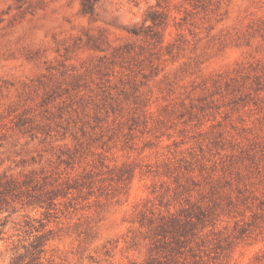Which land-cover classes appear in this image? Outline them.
<instances>
[{"label":"rangeland","instance_id":"374dc122","mask_svg":"<svg viewBox=\"0 0 264 264\" xmlns=\"http://www.w3.org/2000/svg\"><path fill=\"white\" fill-rule=\"evenodd\" d=\"M0 264H264V0H0Z\"/></svg>","mask_w":264,"mask_h":264}]
</instances>
